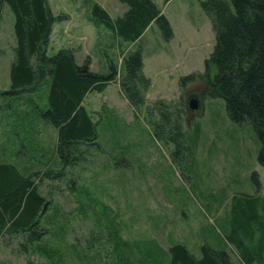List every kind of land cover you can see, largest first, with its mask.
Masks as SVG:
<instances>
[{
    "label": "rangeland",
    "instance_id": "obj_1",
    "mask_svg": "<svg viewBox=\"0 0 264 264\" xmlns=\"http://www.w3.org/2000/svg\"><path fill=\"white\" fill-rule=\"evenodd\" d=\"M48 1L56 16L68 14L53 25L49 56L70 47L80 63L90 57L91 68L104 72L110 65L106 49L122 69L123 54L142 48L144 73L151 81L143 88L146 105L140 110L123 94L120 77L104 91L87 95L84 104L98 123V144L82 147L92 154L77 173L70 172L58 181L46 178L42 188L53 203L62 206L71 227L69 241L84 246L93 234L101 232L94 226L95 218L79 210L80 199L66 181L74 177L76 189L79 185L90 187L98 213L110 214L124 224V236L136 239L143 249L158 239L165 248L183 243L200 255L206 243L229 251L236 263L238 247L230 240L237 219L235 207L248 196L264 197V166L258 160L260 141L253 126L233 121L225 99L206 94V59L216 44L211 18L203 6L208 0H155L170 21L173 37L167 40L163 29L154 23L135 44L113 40L107 28L96 26L88 16L91 4L98 1L118 17L128 8L121 0ZM14 25L15 15L6 5L0 25V158L19 162L22 154L31 162L34 159V164L31 148L37 146L44 159L50 158L58 130L46 117L33 113V106H20L15 96L7 93L17 45ZM190 74L196 77L181 80ZM192 94L200 97L201 105L198 110L184 111L185 128L192 140L189 156V151L155 135L154 120L161 119L164 103L173 110L172 106L185 100L189 107ZM42 97L45 100L43 93ZM43 100L39 101L43 104ZM25 111L31 112L26 115ZM12 144L14 158L3 157ZM258 209L263 216L264 207ZM102 234L104 241L106 231ZM11 239L0 240V264H56L32 245L26 250L23 238ZM60 264L82 262L69 250Z\"/></svg>",
    "mask_w": 264,
    "mask_h": 264
},
{
    "label": "trees",
    "instance_id": "obj_2",
    "mask_svg": "<svg viewBox=\"0 0 264 264\" xmlns=\"http://www.w3.org/2000/svg\"><path fill=\"white\" fill-rule=\"evenodd\" d=\"M121 1L128 8L118 17L99 2L92 3L90 21L107 28L112 39L120 43H137L154 23L163 29L167 40L173 37L170 21L155 0ZM6 5L15 15L17 38L7 93L15 96L16 104L33 106V113L46 117L58 130V139L48 159L39 154L37 146L31 148V158L36 159L34 164V159L31 162L22 154L19 162L16 158H0V240L7 236L11 240L21 237L26 242V250L32 245L56 264L65 261L69 250L82 264H94V261L100 264H264V214L258 209L264 207V197L260 195L248 196L235 207L237 219L233 222L234 235L230 240L238 247L239 259L233 263L229 251L206 243L201 246L200 255L183 243L172 242L165 248L158 239L143 249L136 239L124 236V224L110 214L98 213L90 187L79 185L76 189V179L72 177L66 181L80 199L79 210L84 216L95 218L94 226L101 232L93 234L84 246L80 241H69L71 227L62 206L53 203L42 188L46 178L58 181L70 172L77 173L90 157L91 151L86 149L98 144V123L84 104L87 95L104 91L120 77L123 94L140 110L146 105L143 88H148L151 81L144 73L142 48L123 54L124 73L107 49L105 54L110 58V65L104 72L91 68L90 57L78 63L75 50L70 47L49 56L47 45L53 25L57 20H65L68 14L56 16L48 0H0V25ZM203 6L216 35L214 50L206 59V94L224 98L233 121L253 126L260 141L258 160L264 166V0H208ZM213 71H216L214 78ZM195 77L190 74L181 80ZM172 108L164 103L161 119L154 120L155 135L168 144L176 143L189 151L190 156L192 140L185 128L188 104L184 100ZM13 147L12 144L9 151H4L3 157L14 158ZM258 184L261 186L259 179ZM103 230L106 231L104 241L101 240ZM51 239L57 243H51Z\"/></svg>",
    "mask_w": 264,
    "mask_h": 264
},
{
    "label": "water",
    "instance_id": "obj_3",
    "mask_svg": "<svg viewBox=\"0 0 264 264\" xmlns=\"http://www.w3.org/2000/svg\"><path fill=\"white\" fill-rule=\"evenodd\" d=\"M200 100L199 98L197 97H193L190 99V102H189V108L192 110V111H195V110H198L199 107H200Z\"/></svg>",
    "mask_w": 264,
    "mask_h": 264
},
{
    "label": "crops",
    "instance_id": "obj_4",
    "mask_svg": "<svg viewBox=\"0 0 264 264\" xmlns=\"http://www.w3.org/2000/svg\"><path fill=\"white\" fill-rule=\"evenodd\" d=\"M96 2V1H95ZM98 2V1H97ZM100 3V2H99ZM104 6V5H103ZM105 7V6H104ZM106 8V7H105ZM75 55H76V51H75ZM76 59H77V57H76ZM78 61V60H77ZM78 63H80L79 61H78ZM83 63V62H82ZM81 64V63H80ZM115 82V81H114ZM113 83V82H112ZM90 94V93H89ZM85 103V102H84Z\"/></svg>",
    "mask_w": 264,
    "mask_h": 264
}]
</instances>
